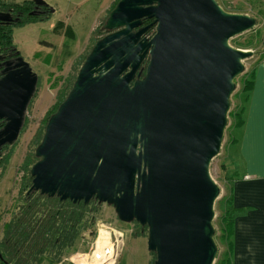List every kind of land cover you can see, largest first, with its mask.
<instances>
[{"label": "water", "instance_id": "95a60500", "mask_svg": "<svg viewBox=\"0 0 264 264\" xmlns=\"http://www.w3.org/2000/svg\"><path fill=\"white\" fill-rule=\"evenodd\" d=\"M29 1L31 16L53 12ZM254 27L215 0H119L45 125L29 191L112 207L120 222L147 228L154 264H214L219 188L209 167L253 55L229 41ZM15 67L0 79V149L16 142L37 86L21 57Z\"/></svg>", "mask_w": 264, "mask_h": 264}, {"label": "rangeland", "instance_id": "374dc122", "mask_svg": "<svg viewBox=\"0 0 264 264\" xmlns=\"http://www.w3.org/2000/svg\"><path fill=\"white\" fill-rule=\"evenodd\" d=\"M3 1L20 4L24 0ZM43 1L53 10L46 14L47 20L12 29V45L36 74L37 86L26 108L25 123L17 141L3 153V156L10 154V157L5 169L0 168V239L6 224L22 203L23 198L19 194L24 176L22 167L26 165L29 155L34 154L37 147L34 146L35 139L39 132H44L49 117L63 102L59 103L61 91L63 93L69 83L72 80L74 82L95 42L106 35L102 27L119 0ZM215 1L228 13L246 15L255 20V27L251 31L229 41L233 48L253 53L252 57L243 62V73L235 80V88L230 97L229 112H239L242 107L245 111L246 104L240 92L243 82L250 79L252 68L264 57V0ZM153 32L154 27H151L146 33L152 36ZM233 121L232 117H227L219 155L209 167L210 176L219 188L212 222L213 239L217 247L214 264L224 262L227 251V240L222 230V214L228 207L225 208L222 201H228L229 198L227 180L242 173L239 157L232 148V142L238 138L237 131L232 128ZM146 242V228L135 222L122 223L112 207L98 204L97 210L93 211V218L80 228L69 251L62 253L59 259L50 258L40 264H79L73 260L77 258L81 264H154L155 255L148 252ZM101 256H104L103 259Z\"/></svg>", "mask_w": 264, "mask_h": 264}, {"label": "trees", "instance_id": "16d2710c", "mask_svg": "<svg viewBox=\"0 0 264 264\" xmlns=\"http://www.w3.org/2000/svg\"><path fill=\"white\" fill-rule=\"evenodd\" d=\"M33 6V3L29 0H24L20 4L0 0V12L21 15V17H18L20 20L16 25L9 28L0 27L1 46H12L13 27H22L47 20L48 16L46 14H49V12L44 15L31 16L30 12L33 11ZM149 22L151 20H146V23ZM148 35L150 33L144 34V36ZM250 75L252 76V74ZM251 76L249 80H244L240 91L245 104L248 102V94L253 86ZM72 82L69 83L68 88L63 93L61 91L59 103L64 100V96L73 84ZM243 111L244 107L239 112L230 111L228 114L229 117L234 119L232 128L236 131L243 126ZM42 134L43 132H39L36 137L35 147L39 144ZM9 157L10 154L0 155V168H3V170L9 162ZM35 161L34 155L30 154L26 165L22 167L24 176L20 184L19 194L23 200L18 206L17 212L6 224L0 239V264H40L50 258L52 260L59 259V256L62 253L65 254L72 246L80 228L87 224L90 218H93V211L97 210L98 204L95 201L90 202L88 205H84L83 202L73 204L71 201H60L58 198H49L37 192L29 191L31 177L28 167H31ZM228 179L231 181L232 178ZM23 193H25L24 196ZM228 193V201H222L226 206L231 205L232 194L230 190H228ZM239 213L241 212L226 210L222 214V224L224 225L222 230L226 236L225 239L228 241L233 233V219ZM231 252L232 244L229 242L227 243V251L224 254V262L218 264H230Z\"/></svg>", "mask_w": 264, "mask_h": 264}, {"label": "crops", "instance_id": "0c3cea01", "mask_svg": "<svg viewBox=\"0 0 264 264\" xmlns=\"http://www.w3.org/2000/svg\"><path fill=\"white\" fill-rule=\"evenodd\" d=\"M251 70L253 86L234 146L242 173L228 181L233 219L230 264H264V57ZM234 186V188L232 187ZM224 213V212H223ZM241 214V215H240ZM222 226H224L222 224Z\"/></svg>", "mask_w": 264, "mask_h": 264}, {"label": "flooded vegetation", "instance_id": "af4514ba", "mask_svg": "<svg viewBox=\"0 0 264 264\" xmlns=\"http://www.w3.org/2000/svg\"><path fill=\"white\" fill-rule=\"evenodd\" d=\"M34 9H35V7L33 8V10ZM0 13H3V12H0ZM45 13H48L47 8H40L37 10L36 15H44ZM3 14L9 15V18H10L7 22L0 21V27H5V28H9L10 26L16 25L17 22L15 23L14 21L16 19H18V17H21V15L12 14L10 12H5ZM145 24H146V20H143L142 27L145 26ZM18 57H20V55L13 45L12 46H1L0 45V79L3 77V72L5 70L11 71V72L16 70L15 66H16V60ZM142 75H143V72H142L141 76ZM24 123H25V118H24L22 127L24 126ZM4 125H5V120L0 119V130L3 128ZM21 130H22V128H21ZM20 133H21V131H20ZM20 133H19V135H20ZM12 146H8V145L2 146L0 149V155L3 156L4 151L6 149L12 147ZM144 228H146V227H144Z\"/></svg>", "mask_w": 264, "mask_h": 264}, {"label": "bare ground", "instance_id": "6f19581e", "mask_svg": "<svg viewBox=\"0 0 264 264\" xmlns=\"http://www.w3.org/2000/svg\"><path fill=\"white\" fill-rule=\"evenodd\" d=\"M104 257V256H103ZM103 257L101 256V259H103ZM76 258V257H75ZM74 261H77L79 264H81L82 262L77 258L76 260L73 259Z\"/></svg>", "mask_w": 264, "mask_h": 264}]
</instances>
